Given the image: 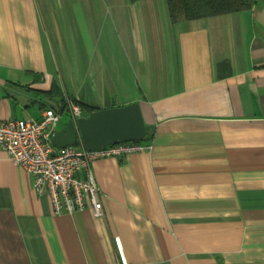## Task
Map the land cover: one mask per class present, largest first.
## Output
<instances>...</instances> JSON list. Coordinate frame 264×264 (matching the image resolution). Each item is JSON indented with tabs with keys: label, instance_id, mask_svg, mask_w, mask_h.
Here are the masks:
<instances>
[{
	"label": "crops",
	"instance_id": "0c3cea01",
	"mask_svg": "<svg viewBox=\"0 0 264 264\" xmlns=\"http://www.w3.org/2000/svg\"><path fill=\"white\" fill-rule=\"evenodd\" d=\"M74 2L83 57L68 66L47 41L39 0H0V119L56 108L61 129L67 97L98 109L137 102L152 148L93 161L101 217L56 214L0 148V264H264V0L176 23L167 0H115L98 30ZM134 17L159 57L127 74L111 56L116 40L129 44ZM63 64L76 68L71 94Z\"/></svg>",
	"mask_w": 264,
	"mask_h": 264
},
{
	"label": "built area",
	"instance_id": "2783aa9c",
	"mask_svg": "<svg viewBox=\"0 0 264 264\" xmlns=\"http://www.w3.org/2000/svg\"><path fill=\"white\" fill-rule=\"evenodd\" d=\"M65 105L75 122L87 116L79 100L67 97ZM61 119L62 112L53 108H46L40 119H0V148L16 165L33 174L37 192L49 193L56 214L89 209L101 217L103 194L92 173L93 161L142 152L152 146L141 140L88 150L79 140L76 145L57 148L52 136Z\"/></svg>",
	"mask_w": 264,
	"mask_h": 264
},
{
	"label": "rangeland",
	"instance_id": "374dc122",
	"mask_svg": "<svg viewBox=\"0 0 264 264\" xmlns=\"http://www.w3.org/2000/svg\"><path fill=\"white\" fill-rule=\"evenodd\" d=\"M40 5L42 7V23L45 30V35L49 44L53 47V52L59 61L63 59H69L70 61L68 66L73 65L72 61L74 62L77 59L82 60V54L80 53V45L77 35V30L74 24L73 15H72V8L71 4L73 1L74 3H78L83 12L88 10V17L91 19V23L93 22L94 27L98 30L99 23L98 21L103 18L109 17V6L112 1L115 0H39ZM99 2V4L95 5L94 2ZM120 1V0H117ZM92 5H94L92 7ZM92 10V11H91ZM91 12V13H90ZM135 12L133 13V16ZM77 21L79 23V29L81 34L83 35V30L81 28V16L76 12ZM138 26V28H137ZM92 27V26H91ZM132 36L131 38H127V42L129 44H124V39H118L115 43V51L113 52L111 58L114 62L111 61V67L113 66L117 68L121 66L124 72L127 74L130 73V69L132 66L136 67V62L138 60H145L148 61L149 64L155 65L157 59L159 57V52L157 48L158 40L145 38L144 32L137 24V20L133 19L132 24ZM96 30V31H97ZM119 38V37H118ZM107 39V36H106ZM108 40V39H107ZM147 42V43H146ZM86 43V41H85ZM130 43H133L132 45ZM146 43V44H145ZM157 46H156V45ZM69 51H65V50ZM78 49V50H77ZM67 52V54H66ZM72 52V54H70ZM106 61V65L108 67L109 60L108 55L102 56ZM84 62V61H83ZM86 65V63H85ZM83 63H80L81 69L85 67ZM67 64H63L60 67V71H58V75H60V80L63 81L61 84L64 85L67 91L71 94L72 88L73 91H76V79L73 74L76 72L75 67H69L67 70ZM66 70V71H65ZM135 73V70H133ZM70 84L72 85L70 87ZM78 96V95H77ZM77 96H74L78 98ZM72 98V97H70ZM62 122L59 124L58 128H60L64 124V114L62 115Z\"/></svg>",
	"mask_w": 264,
	"mask_h": 264
},
{
	"label": "water",
	"instance_id": "95a60500",
	"mask_svg": "<svg viewBox=\"0 0 264 264\" xmlns=\"http://www.w3.org/2000/svg\"><path fill=\"white\" fill-rule=\"evenodd\" d=\"M147 128L137 102L124 106L99 108L87 116L70 119L56 130L52 143L57 148L76 145L81 140L88 150H96L128 141H141Z\"/></svg>",
	"mask_w": 264,
	"mask_h": 264
},
{
	"label": "trees",
	"instance_id": "16d2710c",
	"mask_svg": "<svg viewBox=\"0 0 264 264\" xmlns=\"http://www.w3.org/2000/svg\"><path fill=\"white\" fill-rule=\"evenodd\" d=\"M137 1V0H131ZM257 0H167L171 21L176 23L181 19L194 20L216 15L235 13L251 9ZM227 65L226 61L220 62V69ZM53 95L59 94L60 89L56 84L50 92ZM89 113L98 108L81 103ZM65 104H63V107ZM56 110V108H53ZM58 111V110H56ZM147 133L145 139H149Z\"/></svg>",
	"mask_w": 264,
	"mask_h": 264
}]
</instances>
